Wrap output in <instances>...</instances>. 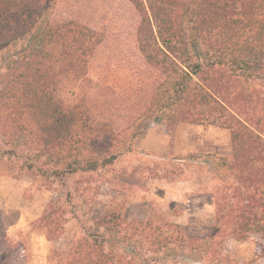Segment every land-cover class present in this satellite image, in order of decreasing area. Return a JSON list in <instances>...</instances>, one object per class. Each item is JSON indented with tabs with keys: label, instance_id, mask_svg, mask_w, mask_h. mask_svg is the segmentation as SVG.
Wrapping results in <instances>:
<instances>
[{
	"label": "trees",
	"instance_id": "16d2710c",
	"mask_svg": "<svg viewBox=\"0 0 264 264\" xmlns=\"http://www.w3.org/2000/svg\"><path fill=\"white\" fill-rule=\"evenodd\" d=\"M127 2L118 23L99 28L55 15V0H0V51L13 48L0 72V166L17 159L22 176L90 175L150 119L167 129L211 120L231 143L213 168L212 237L106 212L92 233L62 242L58 264H236L222 255L224 239L251 232L263 246L249 264H264V0ZM68 85L80 90L70 103ZM63 206L51 202L39 220L50 241L64 233ZM17 248L2 240L0 264H21L7 257Z\"/></svg>",
	"mask_w": 264,
	"mask_h": 264
},
{
	"label": "rangeland",
	"instance_id": "374dc122",
	"mask_svg": "<svg viewBox=\"0 0 264 264\" xmlns=\"http://www.w3.org/2000/svg\"><path fill=\"white\" fill-rule=\"evenodd\" d=\"M128 6L127 0H55L53 8L55 15L73 14L78 20L100 28L114 21L118 23ZM12 50L0 51V72ZM79 93L77 86L68 85L61 96L70 103ZM146 125V132L128 142L127 151L111 166L94 174L78 173L62 180L29 177L18 174L17 159L3 163L0 243L11 240L18 247L8 253L10 261L58 264L57 252L62 242L92 233L96 221L106 212L120 213L130 222L175 224L188 238L212 237L215 219L212 187L217 183L213 168L218 158L231 157L229 131L211 120L202 125L180 123L174 129H167L164 122L156 119L148 120ZM150 131L154 132L155 142L150 140L146 148L154 149V155L142 144ZM164 141L166 153L162 151ZM207 155L215 157L210 158L212 168L204 163ZM118 180L125 184L115 183ZM59 199L66 211L64 233L59 240L50 241L39 220L48 205ZM224 240L222 255L236 264H249L262 252L263 239L255 232L245 241Z\"/></svg>",
	"mask_w": 264,
	"mask_h": 264
},
{
	"label": "crops",
	"instance_id": "0c3cea01",
	"mask_svg": "<svg viewBox=\"0 0 264 264\" xmlns=\"http://www.w3.org/2000/svg\"><path fill=\"white\" fill-rule=\"evenodd\" d=\"M154 130V129H153ZM153 134H154V132H152V131H150V133L147 135V137L145 138V140H143L142 141V144L144 143V146H145V149H151V151H150V153H152L153 155H154V149H152V148H150V147H148V148H146V144H149L150 145V140H153ZM167 138H165V140H166ZM229 139V138H228ZM153 142H155L154 140H153ZM152 143V142H151ZM144 148V147H143ZM168 150V147H167V145H166V143H165V141H164V145H163V147H162V151H164V153H166V151ZM152 155V156H153ZM155 155H156V153H155ZM160 186H162L161 184H160ZM163 187V186H162ZM164 187H166V186H164Z\"/></svg>",
	"mask_w": 264,
	"mask_h": 264
}]
</instances>
